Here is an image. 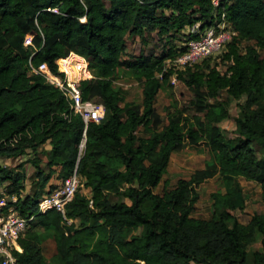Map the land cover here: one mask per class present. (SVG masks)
<instances>
[{
  "label": "trees",
  "instance_id": "obj_1",
  "mask_svg": "<svg viewBox=\"0 0 264 264\" xmlns=\"http://www.w3.org/2000/svg\"><path fill=\"white\" fill-rule=\"evenodd\" d=\"M221 13L236 35L219 55L175 72L193 94L195 114L174 103L162 125L154 101L172 87L167 60L185 47L129 55L126 40L153 34L186 42L187 29L199 23L203 30ZM240 41L254 45L240 50ZM71 53L87 62L91 77L79 89L82 100L103 104L99 123L85 124L57 88L29 75L42 63L58 74L55 60ZM125 76L141 87V104L126 103L115 86ZM222 93L243 101L233 137L220 126L230 118L227 102H210ZM255 141L264 146V0H226L219 9L208 0H0V157L29 155L0 164V186L7 183L0 198L14 197L21 216L35 217L18 240L19 264H264V212L246 225L232 214L245 207L239 178L259 185L264 204V159ZM185 145H202L208 161L156 194L172 153ZM74 171L90 196L79 189L64 216L38 213L50 179ZM215 176L224 192L210 195L212 216L192 217L199 199L193 185ZM257 235L261 250L249 262Z\"/></svg>",
  "mask_w": 264,
  "mask_h": 264
},
{
  "label": "rangeland",
  "instance_id": "obj_2",
  "mask_svg": "<svg viewBox=\"0 0 264 264\" xmlns=\"http://www.w3.org/2000/svg\"><path fill=\"white\" fill-rule=\"evenodd\" d=\"M184 44L185 40H182L181 36H171L168 39L159 40V38H156L153 34H147L144 41H140L138 39H127L126 51L129 55H138L140 52L158 55L162 49L166 51L172 46L174 51H177L182 48ZM238 44L240 50H244L246 47L254 45L253 42L248 41H240ZM163 45L165 48H163ZM170 67H172L171 64ZM170 84L172 87H165L164 89L160 90L154 101V107L157 114L160 116L162 125L166 124L167 115L173 111V108H170L171 104L175 103L177 108L184 111L188 116L195 114L190 106L193 100L192 92L186 86L182 85L180 82H177L176 78L171 80ZM115 86L120 87L123 90L126 103L141 104V87L132 76H125L118 79L115 82ZM210 102L214 105L217 103L223 104L227 102L230 118L223 121L220 126L226 137H233V131L235 129L233 119L237 116L240 105L243 104V101H234L228 97L226 93H222L217 102ZM165 107H169V110H165ZM252 149L255 151L258 159H264V146L260 141L253 142ZM26 158L28 159V157ZM207 161V151L202 145L194 149L185 145L184 147L176 150L171 155L166 174L163 176L161 183L154 192L156 194L160 193L165 182H167L169 188H171L178 180L189 179L193 172L198 169H202ZM8 162H10L9 165H12L11 161ZM237 184L241 188L245 198V207L243 211H234L232 214L241 224L246 225L254 214H261L264 212V204L261 199V190L259 185H257L255 182L245 181L242 178L237 180ZM193 187L197 192L199 199L195 206V211L192 214V217L197 219H209L214 212L213 201L211 200L210 195L216 192H224L222 180L219 176H215L211 179L205 180L202 183L194 184ZM80 190L84 195L90 196V192L86 190V188L81 187ZM110 200L126 201L123 198L119 199L112 196H110ZM260 238L261 236L257 235L256 241L247 249L249 262H251L252 253L261 250ZM48 250L49 253L52 252L51 249Z\"/></svg>",
  "mask_w": 264,
  "mask_h": 264
},
{
  "label": "built area",
  "instance_id": "obj_3",
  "mask_svg": "<svg viewBox=\"0 0 264 264\" xmlns=\"http://www.w3.org/2000/svg\"><path fill=\"white\" fill-rule=\"evenodd\" d=\"M208 1L213 9H219L226 0ZM187 31L192 37L183 45L185 51L167 60L168 66L171 64L174 72L171 80L175 79V72L192 67L208 57L219 55L235 36V32L226 23L223 13L220 14V18H215L212 24L203 30L200 29V24L196 23ZM71 55L72 53L55 60L58 74L51 73L47 65L42 63L35 68L30 66L29 75L41 76L46 84L57 88L70 101L73 112L79 114L85 124L99 123L105 113L103 104L82 100L79 89V82L91 77L87 62L78 57L81 59V64L78 68L76 67L75 74L71 78L66 65ZM82 147L83 144L80 145V149ZM81 187H83L82 179L74 171L69 177L63 179L60 185L41 196L38 213L53 209L64 216L66 205ZM34 219L33 215L21 216L13 206L8 207L4 199L0 198V264H19L15 257V252L19 250L18 240Z\"/></svg>",
  "mask_w": 264,
  "mask_h": 264
},
{
  "label": "crops",
  "instance_id": "obj_4",
  "mask_svg": "<svg viewBox=\"0 0 264 264\" xmlns=\"http://www.w3.org/2000/svg\"><path fill=\"white\" fill-rule=\"evenodd\" d=\"M44 148H46V146H44ZM26 157L29 158V155H25V156H22V157H19V158H16V159H8V158H5V157H0V164H2V165H6V166H14V165H16L17 163H19V162H21V161H26V160H27ZM8 161H11V164H12V165H9L10 162H8ZM25 169H26L27 174H30L31 171H32V170H31V165H30L29 163H26V164H25ZM60 183H61V180L56 179V178L54 177V178H51V179H50V182H49V184H48V187L50 186V187H52V189H53V188H55L56 186L60 185ZM28 184H29V183L26 182V186H27ZM6 186H7V183H6V184H3L2 186H0V193H3V191H4V189H5ZM48 187L45 189V191L48 189ZM86 190H88V189H86ZM88 191H89V190H88ZM87 197H89V196H87ZM2 199H4V201H5L6 204H10V205H7L8 207H9V206H13L12 204H13V203L15 202V200H16L14 197H7V196H3ZM123 202H125V203L128 204L127 201H123ZM37 230H38L39 232H43V230H42L41 228H39V229L37 228Z\"/></svg>",
  "mask_w": 264,
  "mask_h": 264
},
{
  "label": "bare ground",
  "instance_id": "obj_5",
  "mask_svg": "<svg viewBox=\"0 0 264 264\" xmlns=\"http://www.w3.org/2000/svg\"><path fill=\"white\" fill-rule=\"evenodd\" d=\"M81 64V59H79L76 55L72 54L67 62H66V65H67V69L69 71V76L72 78L73 75L75 74V69L76 67L78 68ZM73 66V67H72Z\"/></svg>",
  "mask_w": 264,
  "mask_h": 264
}]
</instances>
